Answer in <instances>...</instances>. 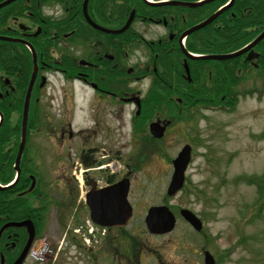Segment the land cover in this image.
Wrapping results in <instances>:
<instances>
[{"label":"flooded vegetation","instance_id":"obj_1","mask_svg":"<svg viewBox=\"0 0 264 264\" xmlns=\"http://www.w3.org/2000/svg\"><path fill=\"white\" fill-rule=\"evenodd\" d=\"M34 1L15 6L0 31V36L19 41L0 42V264H15L22 255L27 264L32 250L40 247L52 259L49 227L54 238L67 227L63 243L67 239L83 250L86 232L80 240L67 235L74 226L96 229L90 264H145V251L156 255L157 264H194L187 235L178 255L165 262L157 251L160 245L155 250L147 243L174 230L152 233L146 224L150 208L138 209L139 202H133L131 174L140 170V162L130 156L125 161L130 171L121 175L113 170L109 147L114 122L123 128L129 121L127 108L131 110L132 132L141 128L135 132L144 147L139 159H150L157 142L171 137L177 124L190 123L195 99L212 102L224 92L223 100L239 96L243 71L248 77L264 69V38L249 50L258 54L252 60L249 52L228 60L193 59L187 53L218 57L251 45L264 33V0ZM41 45L49 50L42 51ZM171 109L178 113L168 116ZM75 110L80 112L74 115ZM25 113L31 125L24 123ZM73 115L84 117L74 131ZM154 122L166 126L161 139L150 133ZM34 127L53 138L49 145H29ZM54 147L75 148L73 165L67 167V157L62 158L63 176L56 189L48 182L59 155ZM115 155L124 162L120 151ZM125 181L132 215L124 223L122 206L107 207L109 194L121 203ZM174 215L176 223L181 217L200 234L181 209ZM205 246L199 264H204Z\"/></svg>","mask_w":264,"mask_h":264},{"label":"rangeland","instance_id":"obj_2","mask_svg":"<svg viewBox=\"0 0 264 264\" xmlns=\"http://www.w3.org/2000/svg\"><path fill=\"white\" fill-rule=\"evenodd\" d=\"M135 56L140 57L138 52ZM242 91L253 93L232 99L229 101L231 104L223 103L220 106L222 108L217 111L204 109L215 108L218 106L215 102L208 104L194 100L190 123L177 124L172 134L170 133L171 137L168 135L163 141L157 142V152L150 159L144 156L139 159V153L144 148L138 141L141 135H137L141 128H134V133L132 132L129 122L131 110L127 108L129 121L123 128L114 122L113 143L109 147L113 149V170L121 175L130 171L125 167V161L130 156H133L135 163L141 164L140 170L131 174V196L134 198L133 202H139L137 208L168 206L173 208L172 211L176 215L180 209H188L203 223L204 236L200 237L202 233L198 235L177 215L175 229L170 235L149 238L147 243L155 250V244L160 245V250L157 251L163 262L178 255L180 244L185 243L184 236L187 235V243H193L194 264H199V252L204 245L216 264H264V80L245 83L242 85ZM225 93L216 98L222 100ZM171 111L168 116L178 113L174 109ZM78 112L80 111L75 110L73 114ZM74 115L73 131L77 129V124L84 123L82 115ZM29 121L31 125V116L27 124ZM42 130L34 127L30 132L29 145H49L48 141L53 138L43 136ZM134 138L137 141L133 145ZM51 145L54 146L52 143ZM186 145H189L192 151L191 162L185 173L186 185L175 197L170 198L167 188L173 173L172 161ZM51 149L55 154H59L55 163L50 166L48 178V182L52 183L51 187L56 189L59 179L63 176L60 164L62 158L67 157V167L73 165L75 148ZM118 151L125 158L124 162L118 160L119 156L115 155ZM67 229L66 227L61 232L60 237L54 238V233L49 227L47 232L51 236L48 237L49 241L55 246L54 257L42 261L38 256L30 259L27 264H90L91 243L87 246L81 240L83 250L69 243L67 239L63 243ZM88 229L89 227L86 229L74 226L67 235L73 233L80 240V236L87 233ZM143 256L145 264L158 263L156 255H150L148 251H145Z\"/></svg>","mask_w":264,"mask_h":264},{"label":"water","instance_id":"obj_3","mask_svg":"<svg viewBox=\"0 0 264 264\" xmlns=\"http://www.w3.org/2000/svg\"><path fill=\"white\" fill-rule=\"evenodd\" d=\"M15 0H7L3 3L0 4V10L5 7L6 5L10 4L11 2H13ZM128 26V24L126 25V27ZM203 26V25H201ZM199 26V27H201ZM126 27L124 29H122L121 31H117L114 33H120L122 31H124L126 29ZM264 37V33L258 37V39L253 43L256 44L257 42H259L262 38ZM0 39H4L2 37H0ZM252 46V45H251ZM250 49V47L236 53L230 56H218V57H207V59H218V60H223L226 58H233L236 56L241 55L242 53L248 51ZM27 117V113H25V118L24 121L26 120ZM150 130L152 135L155 138H161L164 135L165 132V127H161L159 122L153 123L150 126ZM191 160V147L189 145L185 146L182 151L179 153L178 157L173 161V166H174V174L172 176V180L171 183L169 185L168 188V195L170 197H173L177 194V192L183 187L184 185V181H185V172L186 169L190 163ZM33 187V186H32ZM121 198H120V204H119V199H117L115 196L111 197V194L108 195V209H115L116 207L119 208V206H122V210L121 213L122 214H126L124 217V223L127 222V220H129L131 218L132 212H131V208L127 202V194H128V190H129V184L127 181L123 182L121 185ZM181 215L185 218L186 221H188L193 228L200 232L203 228L202 222L201 220L190 210L187 209H183L181 210ZM26 223H30V222H26ZM25 223V224H26ZM146 223H147V227L148 229L152 232V233H157V234H164V233H168L171 232L174 227H175V223H176V219L173 215V213L169 210V208L167 207H152L149 210V214L147 216L146 219ZM102 224L103 226H105L103 223H99ZM31 237H30V241L32 239V235H34L33 231L31 230ZM24 260V255H22L15 264H22ZM205 264H215V260L213 258V256L209 253L206 252L205 253Z\"/></svg>","mask_w":264,"mask_h":264},{"label":"trees","instance_id":"obj_4","mask_svg":"<svg viewBox=\"0 0 264 264\" xmlns=\"http://www.w3.org/2000/svg\"><path fill=\"white\" fill-rule=\"evenodd\" d=\"M1 1V0H0ZM67 2H72L74 0H66ZM35 1L34 0H16L14 2H12L11 4L7 5L5 8H3L2 11H0V31L5 27L6 23H7V18L8 16H11L13 14V8L17 5H34ZM36 40V39H35ZM34 40V42H35ZM39 39H37V42H41L42 40V37L41 39L38 41ZM41 48H42V51H48L49 50V47L44 46V45H41ZM244 94H252L253 92L249 91V92H246V91H242ZM254 92H257V90H255ZM195 100H200V99H195ZM201 103L205 102V103H208V104H211L213 102H215V104L217 105H222L223 103L225 104H231L228 100H214L212 102H210V100H200ZM218 102V103H217ZM258 187H259V184H258ZM260 188V191L262 192V188L261 186L259 187Z\"/></svg>","mask_w":264,"mask_h":264}]
</instances>
